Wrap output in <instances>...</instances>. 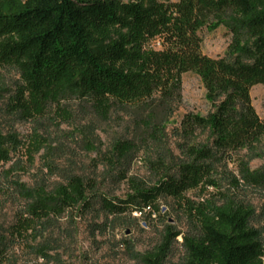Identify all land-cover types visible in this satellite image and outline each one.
Returning a JSON list of instances; mask_svg holds the SVG:
<instances>
[{
	"label": "trees",
	"instance_id": "16d2710c",
	"mask_svg": "<svg viewBox=\"0 0 264 264\" xmlns=\"http://www.w3.org/2000/svg\"><path fill=\"white\" fill-rule=\"evenodd\" d=\"M224 27L231 42L223 57L203 54L199 31ZM158 44V47L155 44ZM15 68L23 85L12 110L26 118L44 115L72 95L88 101L106 120L115 114L135 121L130 140L117 142L105 163L114 180L127 183L125 199L95 193L94 183L71 175L48 191L13 185L25 204L7 240L0 235V264L10 244L43 239L59 228L69 211L107 216L144 215L166 199H183L193 229L167 228L164 243L136 257L140 264H169L172 244L181 236L184 264H264V241L252 228L253 210L224 197L198 203L184 195L216 188L235 164L238 151L264 137L251 90L264 86V0H0V69ZM195 73L211 110L187 113L172 135L179 156L172 166L160 158L150 167L154 185L129 177L143 146L162 144L169 118L182 102V76ZM22 143L0 133V164ZM243 184L264 191V170L238 164ZM234 188L240 181L233 178ZM107 230V225L99 227ZM46 246L40 247L43 257Z\"/></svg>",
	"mask_w": 264,
	"mask_h": 264
},
{
	"label": "rangeland",
	"instance_id": "374dc122",
	"mask_svg": "<svg viewBox=\"0 0 264 264\" xmlns=\"http://www.w3.org/2000/svg\"><path fill=\"white\" fill-rule=\"evenodd\" d=\"M198 34L204 55L211 58L225 55L231 35L224 27L217 30L204 27ZM22 85L21 75L15 68L0 69V133L15 135L22 143L9 162L0 164V235L7 240L17 212L25 204L13 185L17 181L28 189L44 187L50 191L67 177L78 175L94 183L95 193L109 199H125L130 193L127 183L113 179L115 172L104 157L112 155L117 142L132 139L134 119L113 113L104 120L88 101L69 94L59 105L49 107L44 115L26 118L12 110L14 97ZM205 93L195 73L182 76V102L168 120L162 144L143 146L131 165L129 177L154 185L158 176L149 163L163 158L168 167L175 164L179 156L178 141L172 132L187 113L207 115L211 107ZM251 99L264 121V86L252 88ZM236 161L227 168L230 179L222 180L219 187L198 188L187 192L184 198L194 203L210 199L219 205L228 197L248 205L254 213L250 226L260 231L264 241V191L243 184L238 167L242 162L251 171L264 170V137L238 151ZM233 178L240 181L239 188H234ZM94 207L96 211L77 208L67 212L59 221V228L43 239L28 237L10 244L5 264H140L136 257L163 244L167 228L182 234L193 229L183 199L160 200L156 210L144 215L107 216L98 204ZM103 225H107L105 232L99 228ZM181 243L180 236L172 244L169 264H184ZM44 245L46 257L40 251Z\"/></svg>",
	"mask_w": 264,
	"mask_h": 264
},
{
	"label": "built area",
	"instance_id": "2783aa9c",
	"mask_svg": "<svg viewBox=\"0 0 264 264\" xmlns=\"http://www.w3.org/2000/svg\"><path fill=\"white\" fill-rule=\"evenodd\" d=\"M135 214H139V213H135Z\"/></svg>",
	"mask_w": 264,
	"mask_h": 264
}]
</instances>
